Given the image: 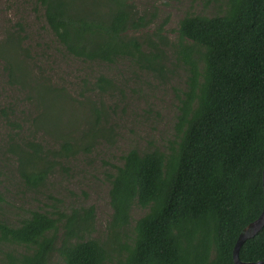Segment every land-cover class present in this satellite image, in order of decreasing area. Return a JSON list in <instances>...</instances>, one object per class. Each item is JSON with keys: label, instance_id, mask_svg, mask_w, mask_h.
<instances>
[{"label": "trees", "instance_id": "obj_1", "mask_svg": "<svg viewBox=\"0 0 264 264\" xmlns=\"http://www.w3.org/2000/svg\"><path fill=\"white\" fill-rule=\"evenodd\" d=\"M132 1L37 0L49 30L74 57L129 58L161 70L164 35L160 28L154 37L135 34L153 13L139 15ZM176 33L175 55L186 79L175 138L162 150L130 148L121 156L109 179L106 239L83 237L92 207L62 214L57 246L61 218L32 211L16 226L0 223V240L27 250L7 254L3 264H50L53 250L61 264H234L236 238L259 216L264 199V0H225L211 16L187 13ZM109 83L100 75L94 87ZM19 156L22 176L39 185L48 174L47 157L36 149ZM134 205L145 211L128 229ZM238 256L264 260V225Z\"/></svg>", "mask_w": 264, "mask_h": 264}, {"label": "rangeland", "instance_id": "obj_2", "mask_svg": "<svg viewBox=\"0 0 264 264\" xmlns=\"http://www.w3.org/2000/svg\"><path fill=\"white\" fill-rule=\"evenodd\" d=\"M224 1L133 0L139 15L153 13L135 34L153 36L160 28L165 38L162 68L150 70L129 58L106 63L74 57L49 30L37 0H0V223L16 226L32 211L60 217L57 246L62 214L81 215L92 207L83 237L106 239L109 179L121 156L130 148L162 150L176 135L186 79L175 55L178 21L187 13L214 15ZM100 75L110 83L98 91ZM32 149L48 160V174L35 187L22 176L19 156ZM144 211L132 207L128 229ZM25 252L0 240V264L7 254ZM49 262L61 264L57 251Z\"/></svg>", "mask_w": 264, "mask_h": 264}, {"label": "water", "instance_id": "obj_3", "mask_svg": "<svg viewBox=\"0 0 264 264\" xmlns=\"http://www.w3.org/2000/svg\"><path fill=\"white\" fill-rule=\"evenodd\" d=\"M262 188H263V197H264V166L262 169ZM263 225H264V199H263L262 210H261L259 216L255 220L251 221L246 226H244L240 230V232L236 238V241L233 245L232 253H231L232 254V260H233L234 264H264V260L243 261V260H240V258L238 256V251H239L241 244L247 238L254 236L259 231V229H261V227Z\"/></svg>", "mask_w": 264, "mask_h": 264}]
</instances>
